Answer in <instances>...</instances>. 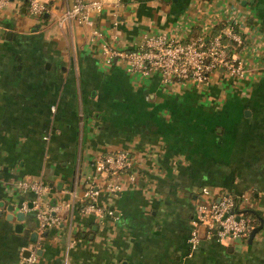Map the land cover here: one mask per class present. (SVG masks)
Wrapping results in <instances>:
<instances>
[{
    "label": "crops",
    "instance_id": "obj_1",
    "mask_svg": "<svg viewBox=\"0 0 264 264\" xmlns=\"http://www.w3.org/2000/svg\"><path fill=\"white\" fill-rule=\"evenodd\" d=\"M42 1L39 17L21 0L0 7V264H24L32 245L34 264H264V0H104L90 14L112 48L134 49L159 31L210 37L232 13L245 72L216 69L200 84L105 62L90 26L56 23L70 0ZM117 151L129 170L96 174L94 161ZM93 175L100 213L80 211ZM20 179L46 184L39 204L57 223L38 232ZM213 192L248 195L261 219L251 240L189 243L196 204Z\"/></svg>",
    "mask_w": 264,
    "mask_h": 264
},
{
    "label": "built area",
    "instance_id": "obj_2",
    "mask_svg": "<svg viewBox=\"0 0 264 264\" xmlns=\"http://www.w3.org/2000/svg\"><path fill=\"white\" fill-rule=\"evenodd\" d=\"M7 0H0L2 7ZM25 3L29 14L41 16L46 11L42 0H21ZM104 0H70L56 18V23L61 25L68 21L90 26L89 39L96 37L101 40V49L104 61L110 62L116 57L126 62L127 69L142 75L158 73L164 82H191L200 84L207 78L208 73L219 69L227 73L241 76L245 72L240 52L248 48L247 41L237 28L238 19L229 12L221 20L219 33L205 37L202 30L190 40H181L176 35L165 31L146 34L141 40L139 48L115 49L104 39L103 33L95 26L90 14L101 11ZM119 1V0H115ZM222 36L232 43L233 48L227 51L222 42ZM130 161L124 151L107 153L94 161V170L99 175L120 174L128 171ZM95 175L86 179L82 191V204L80 211L100 213L101 208L96 203L99 184ZM15 185L20 190L30 189L34 192L32 206L35 208L38 232L44 231L48 226L58 222V217L39 204V196L46 188V184L39 180H16ZM117 184H109V189L117 188ZM208 194L209 189L202 188ZM248 195L233 194L229 192H213L208 202H198L195 215L189 230L188 241L193 246L201 238H213L220 242H227L237 237L247 236L253 226L250 215H245L236 207H246ZM24 207V206H23ZM56 210L57 207H51ZM199 231H201V236ZM37 246L28 248V253L23 257L24 264H34Z\"/></svg>",
    "mask_w": 264,
    "mask_h": 264
},
{
    "label": "water",
    "instance_id": "obj_3",
    "mask_svg": "<svg viewBox=\"0 0 264 264\" xmlns=\"http://www.w3.org/2000/svg\"><path fill=\"white\" fill-rule=\"evenodd\" d=\"M252 1V0H251ZM30 204H28V206H29ZM7 209L9 210V213L6 215V218L7 219H12V213H11V210L13 209V207L11 206V205H9L8 207H7ZM14 217H15V219H17V220H21L22 218H23V211L22 210H17L16 212H15V214H14ZM258 217V216H257ZM258 219H259V222H258V224H256V225H254V226H252L250 229H249V232H248V235H247V240H251V238L253 237V235L255 234V232H257L258 230H259V228H260V226H261V219L258 217ZM19 226H21V224L20 223H16L15 224V229H17V227H19ZM28 250H24V256H26L27 255V252Z\"/></svg>",
    "mask_w": 264,
    "mask_h": 264
},
{
    "label": "trees",
    "instance_id": "obj_4",
    "mask_svg": "<svg viewBox=\"0 0 264 264\" xmlns=\"http://www.w3.org/2000/svg\"><path fill=\"white\" fill-rule=\"evenodd\" d=\"M222 39H226V37L225 36H222ZM226 40H228V39H226ZM236 210H241L242 212H243V214H245V215H250V217H251V223L254 225L255 223H256V218L254 217V215L252 214V212L250 211V210H248V208L247 207H236Z\"/></svg>",
    "mask_w": 264,
    "mask_h": 264
}]
</instances>
